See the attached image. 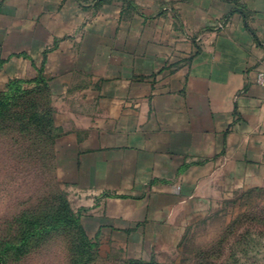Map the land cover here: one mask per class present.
<instances>
[{
    "label": "crops",
    "instance_id": "0c3cea01",
    "mask_svg": "<svg viewBox=\"0 0 264 264\" xmlns=\"http://www.w3.org/2000/svg\"><path fill=\"white\" fill-rule=\"evenodd\" d=\"M263 69L264 0H0L2 81L47 75L95 232H173L262 183Z\"/></svg>",
    "mask_w": 264,
    "mask_h": 264
},
{
    "label": "rangeland",
    "instance_id": "374dc122",
    "mask_svg": "<svg viewBox=\"0 0 264 264\" xmlns=\"http://www.w3.org/2000/svg\"><path fill=\"white\" fill-rule=\"evenodd\" d=\"M4 77L0 96H10L0 105V264H264V178L233 188L214 206L201 202L200 215L173 232H95V218L82 216L78 191L58 167L50 90L38 94L24 83L16 91L12 80L32 76ZM47 108L52 137L41 120ZM65 205L77 224L50 229V216L63 214Z\"/></svg>",
    "mask_w": 264,
    "mask_h": 264
},
{
    "label": "trees",
    "instance_id": "16d2710c",
    "mask_svg": "<svg viewBox=\"0 0 264 264\" xmlns=\"http://www.w3.org/2000/svg\"><path fill=\"white\" fill-rule=\"evenodd\" d=\"M24 83L32 84L33 89L37 90L38 94H40V91L42 92L43 90L49 89L47 78L42 74V72H39L36 76H34L30 79L12 80L8 84V86L9 87L15 86V90L18 91V90H20V88H22L21 85H23ZM1 95L3 97L0 96V105H3V106L7 105L10 95L5 94V92L4 93L2 92ZM47 96H48L47 98H49L48 94H47ZM27 102H29L28 99L25 100L24 104H26ZM48 102H50L49 99H48ZM30 106L34 107L35 103L33 102L32 105H30ZM41 120L43 122L46 121V127L48 128V131H47L48 136L52 137L53 135H52V133H50V131L51 132L53 131L50 108H47V111L43 112V114L41 115ZM63 208H64L63 214H61L60 211H57L55 214H52L50 216V218H51V220H50L51 223H49V224H51L50 229L51 228H59V227H68V226L77 224V218H76L77 216L74 213H72L70 207L65 205ZM81 264H84V262L82 261ZM128 264H155V263L149 262V261H142V260H130L128 262Z\"/></svg>",
    "mask_w": 264,
    "mask_h": 264
},
{
    "label": "built area",
    "instance_id": "2783aa9c",
    "mask_svg": "<svg viewBox=\"0 0 264 264\" xmlns=\"http://www.w3.org/2000/svg\"><path fill=\"white\" fill-rule=\"evenodd\" d=\"M255 83L259 86L264 87V69L257 72Z\"/></svg>",
    "mask_w": 264,
    "mask_h": 264
}]
</instances>
